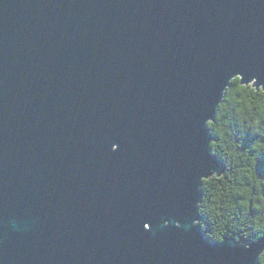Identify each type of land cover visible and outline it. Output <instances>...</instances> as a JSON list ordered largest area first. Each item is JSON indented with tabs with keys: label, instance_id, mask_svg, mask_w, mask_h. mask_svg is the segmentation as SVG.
Segmentation results:
<instances>
[{
	"label": "water",
	"instance_id": "1",
	"mask_svg": "<svg viewBox=\"0 0 264 264\" xmlns=\"http://www.w3.org/2000/svg\"><path fill=\"white\" fill-rule=\"evenodd\" d=\"M238 73L264 83V0H0V264H257L193 226Z\"/></svg>",
	"mask_w": 264,
	"mask_h": 264
},
{
	"label": "clouds",
	"instance_id": "2",
	"mask_svg": "<svg viewBox=\"0 0 264 264\" xmlns=\"http://www.w3.org/2000/svg\"><path fill=\"white\" fill-rule=\"evenodd\" d=\"M241 78L242 74H235L224 84L214 112L203 121L208 153L222 163L223 170L199 177L195 204L199 218L193 226L217 243L226 237L237 243L241 238L252 243L264 239V178L256 172L257 161L264 157V83L253 77L242 82L244 87ZM249 136L256 139L244 148ZM118 148L112 145L113 152ZM163 226L168 228L169 222ZM174 226L181 227L178 221ZM143 228L150 231L147 223ZM256 259L257 264H264V250Z\"/></svg>",
	"mask_w": 264,
	"mask_h": 264
},
{
	"label": "trees",
	"instance_id": "3",
	"mask_svg": "<svg viewBox=\"0 0 264 264\" xmlns=\"http://www.w3.org/2000/svg\"><path fill=\"white\" fill-rule=\"evenodd\" d=\"M244 87H247V86H244ZM256 139V137H252V136H249L247 138H245L244 140V148H247L249 146V144L254 140ZM256 172L258 174V176H260L261 178H264V157H261L258 161H257V167H256ZM253 215H255L256 213L253 211L252 212ZM211 240V239H210ZM213 241V240H211ZM215 242V241H213ZM242 243H252L251 240H244L243 238H241V241ZM217 243V242H216Z\"/></svg>",
	"mask_w": 264,
	"mask_h": 264
}]
</instances>
